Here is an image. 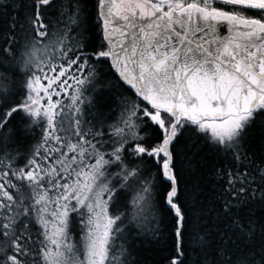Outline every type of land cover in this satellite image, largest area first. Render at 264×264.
I'll list each match as a JSON object with an SVG mask.
<instances>
[{
	"label": "snow or ice",
	"instance_id": "obj_1",
	"mask_svg": "<svg viewBox=\"0 0 264 264\" xmlns=\"http://www.w3.org/2000/svg\"><path fill=\"white\" fill-rule=\"evenodd\" d=\"M91 7L94 19L86 0H0L10 30L30 37L0 46V264H134L126 220L168 244L165 264H264V159L247 147L249 130L264 129V0ZM89 22L100 36L93 51L72 37ZM103 62L137 99L121 94L117 124L92 131L85 104L105 99ZM14 121L25 136L41 129L30 156L7 151ZM188 127L230 162L212 167L211 206L191 230L174 147ZM109 175L137 186L130 218L109 213L120 195ZM158 211L170 218L167 238Z\"/></svg>",
	"mask_w": 264,
	"mask_h": 264
},
{
	"label": "trees",
	"instance_id": "obj_2",
	"mask_svg": "<svg viewBox=\"0 0 264 264\" xmlns=\"http://www.w3.org/2000/svg\"><path fill=\"white\" fill-rule=\"evenodd\" d=\"M5 2L10 3L11 0H5ZM86 2L89 7V12L94 19V9L91 7L94 0H86ZM216 6L223 7V5L220 4H217ZM10 13L11 10L8 9L5 11V14L0 15V46L4 45L5 40L11 41L13 38L23 45L24 41L30 39V37H27L19 28L16 29L15 33L10 30L8 27L11 23ZM49 19L53 20V23H55L51 11H49ZM86 27L88 28V31L85 32L83 29H79L78 32L72 33V37L73 40L78 39L84 42L87 45L88 51H93L99 46L100 36L98 35V30L93 27L91 22H89ZM92 63L96 64L95 61H92ZM96 66L101 72L102 79L107 82L110 87L102 94L105 99L100 100L96 107H93L91 111L88 110L86 101V114L83 117V120L89 121V123H86L84 127L86 129L90 128L92 131L101 128H108L109 125L117 124L122 111V108L119 106L121 94L130 100L137 99L130 90L121 84L107 62H103ZM85 96L88 97L89 93L85 92ZM65 102L67 103V99H65ZM101 105L103 106L101 107ZM101 111L103 112V116L99 115ZM98 121H102L103 123H98ZM13 123L17 127L16 142L8 148L7 151L12 154L18 153L19 156H30L40 143L41 129L39 126H36L35 131L31 135L25 136L19 131L18 122L14 121ZM148 131L151 133V128H149ZM105 138H107V135ZM154 138L153 135V139ZM174 147L178 154L182 187L185 189V191L181 193V197L187 202L188 207L191 209V230L193 227H198V225H196V219L202 214L201 209L211 206V199L209 197L207 186L211 182L212 167L214 165L217 168L227 166L230 162L212 150V146L209 145L201 135L194 132L191 127L181 130V135L178 137ZM247 147L250 149V152L256 153L258 161L259 159H264V129L253 127L249 130ZM17 163L19 166L22 164V161L18 160ZM108 171L114 174L118 170L109 168ZM152 171L154 172L155 169L153 168ZM111 177H113V179L110 181V186L114 185L120 195L110 202L109 213L112 215L125 214L130 218L132 212L130 201L136 194L137 186L130 185L126 188H120V185L116 183L114 176L111 175ZM194 204L195 207H193ZM203 214L207 216V212H204ZM157 215L158 219L162 221L159 227L164 233L165 238H167L170 218L162 211H158ZM78 219L79 218L77 217L72 225L71 235L74 242L79 241L82 236ZM206 222V220L201 221V223ZM121 227L131 228L132 230V235L127 236L126 246L129 247V251L131 252L130 260L134 262V264H165L163 258L166 255L165 249L168 244L163 241L159 245L150 242L146 235L137 234L139 229L129 225L127 220L121 225ZM118 243H123V241H118ZM168 243L170 244V241H168ZM192 259H195L194 255Z\"/></svg>",
	"mask_w": 264,
	"mask_h": 264
},
{
	"label": "water",
	"instance_id": "obj_3",
	"mask_svg": "<svg viewBox=\"0 0 264 264\" xmlns=\"http://www.w3.org/2000/svg\"><path fill=\"white\" fill-rule=\"evenodd\" d=\"M221 31H222V34H226V30H224V29H221ZM112 70V69H111ZM113 71V70H112ZM113 73H114V71H113ZM115 74V73H114ZM115 76H116V74H115ZM117 77V76H116ZM118 78V77H117ZM119 80V79H118ZM121 84L123 85V86H125L128 90H130L126 85H124L122 82H121ZM131 91V90H130Z\"/></svg>",
	"mask_w": 264,
	"mask_h": 264
},
{
	"label": "rangeland",
	"instance_id": "obj_4",
	"mask_svg": "<svg viewBox=\"0 0 264 264\" xmlns=\"http://www.w3.org/2000/svg\"><path fill=\"white\" fill-rule=\"evenodd\" d=\"M66 99V98H65ZM108 171V170H107ZM109 172V171H108ZM113 179V177H111V175L108 176V180L111 181Z\"/></svg>",
	"mask_w": 264,
	"mask_h": 264
}]
</instances>
